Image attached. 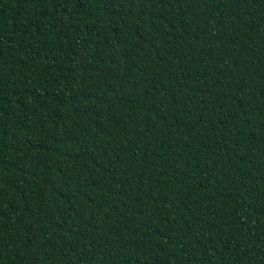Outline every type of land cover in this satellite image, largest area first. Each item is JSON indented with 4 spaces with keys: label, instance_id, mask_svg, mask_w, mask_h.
Returning a JSON list of instances; mask_svg holds the SVG:
<instances>
[{
    "label": "trees",
    "instance_id": "obj_1",
    "mask_svg": "<svg viewBox=\"0 0 264 264\" xmlns=\"http://www.w3.org/2000/svg\"><path fill=\"white\" fill-rule=\"evenodd\" d=\"M0 264H264V0H0Z\"/></svg>",
    "mask_w": 264,
    "mask_h": 264
}]
</instances>
